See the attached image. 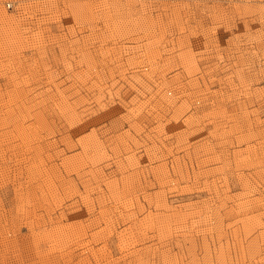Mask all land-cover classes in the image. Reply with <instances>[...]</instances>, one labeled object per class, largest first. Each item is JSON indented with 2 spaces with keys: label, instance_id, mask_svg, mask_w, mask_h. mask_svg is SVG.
Masks as SVG:
<instances>
[{
  "label": "rangeland",
  "instance_id": "rangeland-1",
  "mask_svg": "<svg viewBox=\"0 0 264 264\" xmlns=\"http://www.w3.org/2000/svg\"><path fill=\"white\" fill-rule=\"evenodd\" d=\"M0 264H264V0H0Z\"/></svg>",
  "mask_w": 264,
  "mask_h": 264
},
{
  "label": "built area",
  "instance_id": "built-area-1",
  "mask_svg": "<svg viewBox=\"0 0 264 264\" xmlns=\"http://www.w3.org/2000/svg\"><path fill=\"white\" fill-rule=\"evenodd\" d=\"M10 6V4H8Z\"/></svg>",
  "mask_w": 264,
  "mask_h": 264
}]
</instances>
